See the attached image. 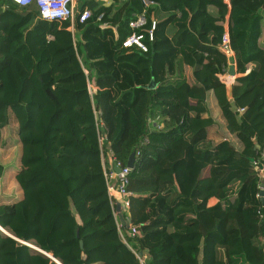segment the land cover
Instances as JSON below:
<instances>
[{"label": "trees", "instance_id": "1", "mask_svg": "<svg viewBox=\"0 0 264 264\" xmlns=\"http://www.w3.org/2000/svg\"><path fill=\"white\" fill-rule=\"evenodd\" d=\"M154 1L142 51L122 46L140 0H86L92 16L74 32L0 0V129L12 115L21 191L0 204L12 235L0 264H264V175L251 161L264 166V0ZM225 21L239 74L230 99L217 77ZM99 131L104 156L126 164L134 152L122 211L134 236L110 203Z\"/></svg>", "mask_w": 264, "mask_h": 264}, {"label": "built area", "instance_id": "2", "mask_svg": "<svg viewBox=\"0 0 264 264\" xmlns=\"http://www.w3.org/2000/svg\"><path fill=\"white\" fill-rule=\"evenodd\" d=\"M18 6H27L30 4H35L39 17L42 19L51 20H69V29L74 32L76 21L79 23H84L92 16V11L87 4L78 6L79 0H11ZM142 3L141 11L135 12L132 18L128 22L129 28L132 30L131 33L122 41L123 47L135 46L142 51H147V45L144 42V38L147 36L149 41L154 39V31L157 27L158 20L152 16L148 19L147 10L149 8H155L158 3L154 0H140ZM223 3L229 4V0H222ZM102 15H99L96 20L98 21ZM150 20V21H149ZM148 22L150 25L148 26ZM139 31V32H138ZM49 38H51L49 36ZM217 48L226 59V64L222 65L221 71L217 73V77L224 85H232L234 76L229 74L227 65L230 64V60L234 59V50L231 46L230 36L228 31V23L225 21L223 23V30L217 44ZM235 61V60H234ZM92 86V85H91ZM244 111L243 107H236L235 112L237 114H242ZM106 137L105 132H98V140L100 143ZM147 139H143L141 143H146ZM101 151V162L103 166V174L105 178L107 194L109 196L110 203L118 202L122 210H125L129 205V197L132 194L126 188L128 183V172L129 168L126 164H123L120 159L115 157V155L109 151L106 156L103 155ZM253 164L258 165V171L264 174V166L252 160ZM116 169H119L117 172ZM264 191V187H260V190ZM260 197V195L258 194ZM264 211V205L261 204V209L259 212ZM117 212V211H116ZM121 222L118 221L120 225ZM128 234L134 236L138 230L137 227H131L129 225Z\"/></svg>", "mask_w": 264, "mask_h": 264}, {"label": "rangeland", "instance_id": "3", "mask_svg": "<svg viewBox=\"0 0 264 264\" xmlns=\"http://www.w3.org/2000/svg\"><path fill=\"white\" fill-rule=\"evenodd\" d=\"M105 6L112 3L113 0H101ZM181 28L178 25H170L169 36L172 39L179 35ZM210 95V94H209ZM207 96V102L210 96ZM209 104V103H208ZM17 123L12 115L8 124L0 129V161L4 166V172L0 177V204L12 202L20 197V188L14 179L15 172L19 168V143L16 135ZM9 217L5 215L0 207V227L4 232L9 233L7 230V222ZM0 229V243L3 241V230ZM196 253H199L196 251Z\"/></svg>", "mask_w": 264, "mask_h": 264}, {"label": "water", "instance_id": "4", "mask_svg": "<svg viewBox=\"0 0 264 264\" xmlns=\"http://www.w3.org/2000/svg\"><path fill=\"white\" fill-rule=\"evenodd\" d=\"M231 65H230V68H229V74L234 76L235 75V67H234V59L231 60ZM156 86V82H155V79H154V76L151 77L150 79V82L149 84L146 86L147 89H153L154 87ZM232 95H233V92H232V85H230L229 87L226 88V98L227 99H230L232 98ZM256 147H259L258 144H256ZM135 160V155H134V152H132L127 160V163L126 165L129 167V168H132L133 167V162ZM253 160V158H251V161ZM116 171L118 172L119 169H116ZM262 175H264L262 173ZM262 187H264V183H262ZM259 195H260V201L261 203L264 205V191L261 189L259 191ZM120 204L118 203V207L116 208V211L118 213H120ZM119 216V220L120 222L125 225L127 228L129 227V221L128 220H125L120 214L118 215ZM3 234L7 235V236H12L10 233H7V232H4L3 231ZM28 246H30L33 250H36L38 252H42L43 254L47 255L49 258L51 259H54L52 255H48L46 254L45 252H43L42 250H40L39 248L37 247H32L30 244H28ZM80 246L83 247V244H82V241L80 240ZM56 261V260H55ZM57 262V261H56ZM58 263V262H57ZM60 264V263H58Z\"/></svg>", "mask_w": 264, "mask_h": 264}, {"label": "crops", "instance_id": "5", "mask_svg": "<svg viewBox=\"0 0 264 264\" xmlns=\"http://www.w3.org/2000/svg\"><path fill=\"white\" fill-rule=\"evenodd\" d=\"M86 0H79L78 1V6L80 7L81 5H83V4H87V2H85ZM88 5V4H87ZM178 15H179V13H178ZM190 16H191V13L190 12H188V16H187V21H188V19L190 18ZM177 23V22H176ZM187 23V22H186ZM170 25H176L175 24V21H173L172 23H169V26H168V31H169V27H170ZM179 28V27H178ZM168 34H169V32H168ZM169 38H172V36H169ZM232 63H231V60H230V64L229 65H227V67H228V70H229V68H230V65H231ZM234 67H235V61H234ZM185 76H186V79H187V81L189 82V83H193L194 82V77H193V74H192V69L189 67V66H186L185 67ZM235 72H236V70H235ZM237 76H239V74H237V73H235V75H234V79L237 77ZM226 86V88L227 87H229L230 85H225ZM210 95V100L208 101V105L210 106V107H213L215 104H216V102H217V99L215 98V96L212 94V93H209ZM20 194H21V191H20ZM214 202V200L213 199H210V201H209V204H212ZM118 207V202H116V208ZM122 209H120V213H118V215L120 214L125 220H128L123 214H122ZM117 215V216H118ZM118 219H119V216H118ZM120 221V220H119ZM201 240H202V237H200L199 239H198V241L195 243V244H193V245H191L190 247H192V248H195V250L196 251H199L200 250V247H201Z\"/></svg>", "mask_w": 264, "mask_h": 264}, {"label": "bare ground", "instance_id": "6", "mask_svg": "<svg viewBox=\"0 0 264 264\" xmlns=\"http://www.w3.org/2000/svg\"><path fill=\"white\" fill-rule=\"evenodd\" d=\"M0 229H2V228H0ZM3 231H4V229H2ZM32 247H35L34 245H32V244H30ZM48 255H50V254H48Z\"/></svg>", "mask_w": 264, "mask_h": 264}]
</instances>
